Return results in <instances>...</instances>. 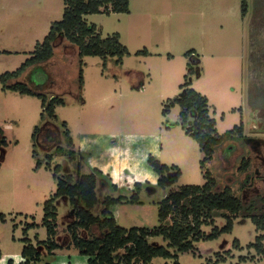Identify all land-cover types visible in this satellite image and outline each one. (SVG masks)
Returning a JSON list of instances; mask_svg holds the SVG:
<instances>
[{
    "label": "rangeland",
    "instance_id": "obj_1",
    "mask_svg": "<svg viewBox=\"0 0 264 264\" xmlns=\"http://www.w3.org/2000/svg\"><path fill=\"white\" fill-rule=\"evenodd\" d=\"M256 2L247 0L244 16L241 0H129L128 14L85 16L103 38L117 33L128 54L121 63L116 62V57H83L80 91L77 49L67 41L55 47L54 56L45 67L51 80H45L44 70L38 69L35 74L43 91H56L65 102L64 106L55 107L53 121L47 116L42 118L40 99L5 90L0 82V128L7 141V146L0 149V261L14 258L13 264L24 263L21 250L26 237L42 255L36 264H72V256L78 252L71 245L68 230L75 220L69 199L55 201L58 217L54 238L63 244L67 237L68 245L50 254L37 243L48 238L42 225L43 207L57 191V179L73 185L79 175L91 173L88 152L80 151V141L85 138L92 143L101 139V144L91 145L89 152L106 161V148L125 149L128 145L124 137L129 134L157 135L162 148L157 160L181 172L172 186H142L135 203L129 201L133 191L115 190L107 176L96 173L105 181L100 198H125L110 209L117 224L125 229L158 227L162 200L185 185H203L205 170L210 171L220 188L227 185V179L234 181L233 193L246 203L263 193L264 182L260 180L241 186L245 175L239 170L242 159L254 156L241 138L264 141V114H260L264 109V14L260 16L259 1ZM63 10V0H0V75L17 70L32 56L37 42H42L51 25L62 19ZM191 50L194 57L186 55ZM188 69L194 74L189 75L192 84L187 87L208 99L217 132L224 134L235 126H243L242 137L218 148L202 168L203 154L198 143L185 133L180 107L163 111L170 101L183 95ZM38 88L42 90L41 86ZM47 122L55 124L58 132L57 143L48 151V142L35 144L33 140L36 129L42 138L50 136L44 126ZM62 122H66L65 128ZM65 129L72 138L71 147L63 136ZM56 145L65 151L52 153L49 161L47 154ZM261 150L264 151V142ZM259 163L260 160L254 162L259 177H254V168H249L252 179L264 176ZM57 166L59 170L55 169ZM101 207L100 204L93 212L99 213ZM221 213H215L213 225L202 226L203 234L209 235L215 227L226 225L227 219ZM230 217V233L194 242L193 250L178 254L179 264H264V241L262 254L250 246L263 231L257 230L248 218ZM27 224L33 226L25 233ZM77 233L93 238L98 230L93 225L88 231L79 228ZM235 239L239 249L232 245ZM148 242L167 245L162 237H151ZM174 262L163 258L152 261Z\"/></svg>",
    "mask_w": 264,
    "mask_h": 264
},
{
    "label": "trees",
    "instance_id": "obj_2",
    "mask_svg": "<svg viewBox=\"0 0 264 264\" xmlns=\"http://www.w3.org/2000/svg\"><path fill=\"white\" fill-rule=\"evenodd\" d=\"M256 1H259V14L262 16L264 14V0ZM63 3L62 19L51 25L42 42H37L32 56L26 59L17 70L0 75L3 89L40 99L43 110L42 118L47 116L52 121L56 119L55 107L64 106L65 102L61 94L56 91L51 93L43 91V86L36 81L35 74L38 69L44 70L47 75L45 80H51L45 67L54 56L55 47L67 41L69 46L77 49L80 65L78 72V88L80 91L83 85V57L98 56L106 59L116 57V62L121 63V58L128 54L127 49L121 45L117 33L103 38L97 32L96 26L87 23L84 17L109 12L128 14L129 0H63ZM246 10L247 0H241V14L243 16L246 14ZM186 55L194 57L192 50ZM193 74V70L188 69V74L182 85L185 88L183 95L170 101L163 111L169 112L170 107L172 108L175 105L180 107V118L185 133L198 143L203 154L200 162L202 168L212 159L218 148L242 137L243 126H235L224 134L217 132L216 121L209 113L208 99L194 89L187 87L192 84V77L190 78L189 75ZM39 86L42 90L38 88ZM260 114H264V109L261 110ZM44 126L51 138L49 139L50 136L42 138L40 130L36 129L33 140L35 144H40L42 141L48 142L49 144L46 146L48 151L57 143L58 132L57 126L52 122H47ZM61 126L65 128L66 122H62ZM63 136L67 145L71 147L72 138L68 129H65ZM6 146L7 141L3 130L0 128V149ZM64 151L62 146L56 145L53 151L48 152L47 159L51 161L52 153L62 154ZM73 154L74 152L71 151L70 158H73ZM147 163L158 175L157 186H172L181 175L177 167L162 164L153 155L148 156ZM37 166H40V163ZM47 166L49 167V164ZM249 168L251 169L250 159H242L239 170L245 175L240 180L243 187L253 184L254 178L249 177L251 174ZM55 169L59 170L60 168L57 166ZM96 173L101 174L99 170H96L89 174L79 175L77 182L73 185L68 184L61 178L57 179V191L44 203L43 207L42 225L46 228L48 238L46 241L37 243L40 247L47 248L48 253L51 254L54 250L68 245V242H66L67 237L63 241L65 245L59 244L54 239L58 217L55 201L60 198L69 199L71 209L74 210V212L71 210V213H69L72 214L73 212L75 218L68 225V230L71 232V245L79 255L87 257V264H153L152 261L155 258L173 259L175 260L174 264H179L177 261L178 254L193 250L194 242L202 238L215 239L220 233H230L233 224V219L230 216L248 218L257 230L263 231L262 235L256 237V242L250 245L256 249L257 253L262 254L263 252L264 191L256 199L246 203L233 193L231 185L234 181L229 178L227 179V185L220 188L210 171L205 170L203 172V178L205 179L203 185H185L178 191L169 193L162 200L158 210V227L153 230L146 228L125 229L117 224L110 211L112 206L121 203L125 198L122 196L116 198L109 195L100 198L99 192L104 189L105 181ZM140 189L141 185L135 183L132 190L133 195L129 200L131 203L138 202ZM100 204L102 205L100 212L94 213L93 210ZM217 212H222V216L227 219L226 225L221 229L215 227L209 235L203 234L202 226L213 225V217ZM93 225L97 226L98 235L93 238L78 235L79 228L88 231ZM32 226V224H27L25 233ZM151 237H162L167 245H152L148 242ZM22 242L24 246L21 250V256L26 261L20 264L40 263L42 257L40 251L26 237L22 239ZM238 242L235 239L232 243L235 249H239ZM120 250L124 252L119 253ZM8 264H13L12 260H9Z\"/></svg>",
    "mask_w": 264,
    "mask_h": 264
},
{
    "label": "crops",
    "instance_id": "obj_3",
    "mask_svg": "<svg viewBox=\"0 0 264 264\" xmlns=\"http://www.w3.org/2000/svg\"><path fill=\"white\" fill-rule=\"evenodd\" d=\"M29 1V0H28ZM48 1V0H47ZM33 2V1H31ZM29 7H32L31 4H28ZM128 136H131V137H135L137 138V142L136 143H131L130 141L126 140L125 137H124V140L126 141V144L128 145L125 149H119V152L121 153L120 156H119V159L121 161H124L126 158H127V163L129 165L128 168H126L123 172V176L126 178L128 177L129 175H132L133 174V171L136 170V163L140 162L139 163V168L140 169H144L143 167V164L145 165L146 168H148V170H150L151 173H154L155 176L158 177V175L152 170V168L148 165L147 163V159H148V156L149 155H153L155 157L158 156L159 153H161V147L159 145L160 143V140H159V137L157 135H149V136H140V135H132V134H129ZM126 136V137H128ZM89 141V140H88ZM101 144V139H97L94 143H90L89 144V147L91 148V145H99ZM109 147H113V146H108L106 148V150L109 148ZM113 148H116V147H113ZM138 149L140 151H138ZM105 150V153L107 155V159L106 161H103V160H100V159H97L96 157H94L93 154H91L89 151H87L88 153V158H87V164H88V168L90 170V172H92L94 169L96 170H99L100 171V168L96 167V168H93L89 165L88 161L90 159H95V163L98 164V165H104L106 163H109L111 160H112V157L109 153H107ZM81 151V150H80ZM81 152H85V151H81ZM142 153L143 154H146L147 156V159L146 160H142ZM119 166V165H117ZM101 172V171H100ZM111 172H112V168H109V173L108 174H105L103 172L102 175L103 176H107L106 178H108V180H110V184L113 188H115V190H118V191H122V190H129V191H132L133 188H134V185L132 187H129L127 185V181L126 179L124 180V184L125 186L124 187H120L119 185L117 184H113L112 183V179H111ZM109 182V181H108ZM136 183H139L141 185V188L142 186L144 185H149L151 187L153 186H156V184H153L151 182V180H143L142 182L140 181H137ZM112 208V207H111ZM110 208V209H111ZM113 213V212H112ZM114 214V213H113ZM117 222V221H116ZM15 256H20V255H15ZM67 256V255H66ZM72 264H87V257L85 256H81L79 254H74L72 256ZM9 260H14V258H9L8 260L6 259V261H0V264H8V261ZM13 263V261H12Z\"/></svg>",
    "mask_w": 264,
    "mask_h": 264
},
{
    "label": "clouds",
    "instance_id": "obj_4",
    "mask_svg": "<svg viewBox=\"0 0 264 264\" xmlns=\"http://www.w3.org/2000/svg\"><path fill=\"white\" fill-rule=\"evenodd\" d=\"M126 140L130 141L131 143H136L137 142V138L135 137H125ZM92 143L90 141L87 140V138L83 139L80 141V150L81 151H89L90 147L89 144ZM138 151H140L138 149ZM107 153H109L112 157V160L109 163H106L104 165H98L95 163V159H90L88 161L89 165L93 168H100V171L108 174L109 173V168H112V172H111V179H112V183L113 184H117L120 187H124V180L126 179L127 181V185L129 187H132L137 181L142 182L143 180H151V182L153 184L157 183L158 177L155 176L154 173L148 172L147 170H143L139 168V163H136V170L133 171L132 175H129L128 177H124L123 176V172L126 168L129 167L128 163H127V158L124 161H121L119 159L120 156V152L118 148H113V147H109L106 150ZM147 156L146 154L142 153V160H146ZM119 165V166H117Z\"/></svg>",
    "mask_w": 264,
    "mask_h": 264
},
{
    "label": "flooded vegetation",
    "instance_id": "obj_5",
    "mask_svg": "<svg viewBox=\"0 0 264 264\" xmlns=\"http://www.w3.org/2000/svg\"><path fill=\"white\" fill-rule=\"evenodd\" d=\"M243 141H244V143H245V145H247L248 146V148H250V151L253 153V157H252V159H250V163H251V168H254V177L256 176V177H259L258 175V171L257 170H255L256 169V164H254V162H255V160H260V163H259V166H260V168H262V169H264V151L262 152V150H261V147H262V143L264 142V141H261V140H253V139H250V138H244L243 139ZM252 160H254L253 161V163H252ZM255 179V181H261V182H264V176L263 177H261V179L259 178H254ZM254 179H253V181H254Z\"/></svg>",
    "mask_w": 264,
    "mask_h": 264
},
{
    "label": "bare ground",
    "instance_id": "obj_6",
    "mask_svg": "<svg viewBox=\"0 0 264 264\" xmlns=\"http://www.w3.org/2000/svg\"><path fill=\"white\" fill-rule=\"evenodd\" d=\"M143 167H144V169H145V170H147V171H148V169L145 167V165H144V164H143ZM148 172H149V171H148Z\"/></svg>",
    "mask_w": 264,
    "mask_h": 264
}]
</instances>
